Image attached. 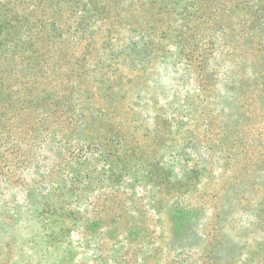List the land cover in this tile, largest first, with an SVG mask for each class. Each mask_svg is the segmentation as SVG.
Wrapping results in <instances>:
<instances>
[{
	"label": "rangeland",
	"instance_id": "374dc122",
	"mask_svg": "<svg viewBox=\"0 0 264 264\" xmlns=\"http://www.w3.org/2000/svg\"><path fill=\"white\" fill-rule=\"evenodd\" d=\"M201 37L198 31L195 43ZM161 43L170 53L167 69L150 51L134 79L110 63L92 69L93 81L112 75L123 90L114 104L98 98L97 109L117 111L86 132L102 137L104 151L125 133L134 170L112 177L99 161L53 175L24 170L30 199L19 183L0 187V264H264V102L224 42L217 54L223 76L205 91L172 42ZM148 163L161 164V181L144 180ZM178 207L198 214L189 232L173 220Z\"/></svg>",
	"mask_w": 264,
	"mask_h": 264
},
{
	"label": "trees",
	"instance_id": "16d2710c",
	"mask_svg": "<svg viewBox=\"0 0 264 264\" xmlns=\"http://www.w3.org/2000/svg\"><path fill=\"white\" fill-rule=\"evenodd\" d=\"M198 31L202 43H195ZM162 41L172 42L180 65L197 75L204 91L223 76L217 54L224 42L264 102V0H0V187L19 183L30 199L33 187L19 177L24 170L38 174L44 167L52 174L99 161L112 177L133 171L126 154L135 147L127 150L125 133L118 131L116 148L104 151L102 137L86 132L117 111L97 109L98 98L114 104L123 90L112 75L93 81L92 69L110 63L114 73L125 67L134 79L150 52L167 69L170 53ZM106 82L109 90L96 94L93 87ZM160 133L157 121L153 134ZM160 165H146V182L161 181ZM172 215L184 233L198 216L179 207Z\"/></svg>",
	"mask_w": 264,
	"mask_h": 264
}]
</instances>
